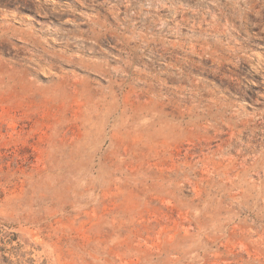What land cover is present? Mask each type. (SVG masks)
Wrapping results in <instances>:
<instances>
[{"label":"rangeland","instance_id":"obj_1","mask_svg":"<svg viewBox=\"0 0 264 264\" xmlns=\"http://www.w3.org/2000/svg\"><path fill=\"white\" fill-rule=\"evenodd\" d=\"M0 264H264V0H0Z\"/></svg>","mask_w":264,"mask_h":264}]
</instances>
